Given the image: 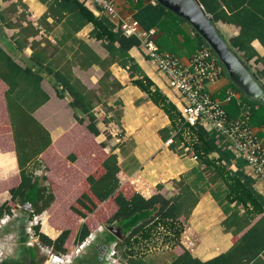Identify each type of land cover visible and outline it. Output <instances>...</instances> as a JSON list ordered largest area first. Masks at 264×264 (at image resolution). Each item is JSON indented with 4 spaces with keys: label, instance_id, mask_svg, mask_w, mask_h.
<instances>
[{
    "label": "trees",
    "instance_id": "1",
    "mask_svg": "<svg viewBox=\"0 0 264 264\" xmlns=\"http://www.w3.org/2000/svg\"><path fill=\"white\" fill-rule=\"evenodd\" d=\"M39 1L48 9L40 20V24H44L47 30L63 24L62 40L57 42V45L68 42V46L66 44L64 47L52 45L51 41L44 37L37 40L40 29L27 20V6L22 0L12 2L4 9L0 7V38H4L3 26L17 29L13 39L15 46L7 49L10 51L16 49V54L23 52L26 47L32 50L27 60L28 64L23 67L0 46V80L7 86L6 108L20 176L19 184L9 190L10 200L0 205V217L17 204L25 205L26 203L30 204L34 214H41L54 200L52 188L43 185L40 177L34 175L33 170L29 168L32 164L39 162L38 156L51 144L49 132L33 116L34 111L49 99L48 94L40 87L42 80L40 70L52 76L61 86L57 93L58 97L64 98L66 94H69L71 97L69 104L74 110L76 121L83 123L86 118L88 130L98 135L100 131L94 109L122 87L110 70L113 64H117L128 70L132 84L145 92L148 98L170 119V127L159 131L162 139L171 138L169 139L170 148L180 154H183L185 147H189L200 166H205L207 170L214 173L212 180H218L221 183L220 186L210 189V193L225 214L221 225L225 232L232 234V246L226 252L207 261L194 257L190 251L182 247V253L173 255L170 264H264V196L255 190L254 179L243 171L245 161L235 159L233 153L217 139L214 132H208L199 125L191 126L183 119L176 105L131 57L129 51L140 45V39L124 35L107 15L96 16L79 0ZM199 1L205 11L214 17L215 22L235 21L231 16L225 15L218 0ZM245 11L249 13V10ZM12 16H15V21L12 20ZM132 16L142 29L146 31L157 29L163 32L158 40L160 49L169 50L168 52L176 56L177 54L173 53L167 45L172 44L168 36L183 35L185 47L193 53L203 45H208L196 32L194 37L187 36L180 26L185 21L157 2L152 4L151 0H147L146 3L144 0H136V11ZM48 17L53 19L52 24L47 23ZM262 20L260 18L258 23H262ZM23 22L26 24L24 25ZM89 24L92 26L89 36L101 42L107 51L105 58L100 57L84 40L76 37V34ZM248 28L249 24L241 23L240 34L230 40L231 47L236 49L237 54L242 53L241 56L246 64L251 58L257 56L256 61L263 65L257 74L264 79V56L259 57L251 46L253 36H246L245 30ZM259 40L264 46V37H260ZM67 54L70 55L68 58ZM92 65H97L102 70L97 90L87 88L73 73L75 66L86 69ZM248 67L251 71L249 65ZM229 86L244 97L241 101L246 102L249 107L251 125H264V104L250 101L231 82ZM224 99L225 95L220 100ZM225 109L230 118L238 117L241 112L236 99L226 104ZM186 136H189V141L186 140ZM104 145L103 143L102 146ZM214 152L218 156L209 157ZM5 157L3 165L0 164L8 176L5 184H14L16 180L13 178L15 177L13 158L11 154ZM234 160L238 168L231 171L230 166ZM103 168L105 172L102 176L87 177L89 189L76 200V206L71 207L82 218L95 212L94 221L86 220L81 224L76 240H83L98 228L100 223L115 225L118 231L113 230L109 233L106 242H117V245L122 248L121 257L126 259L127 264H152L144 254L138 253L135 245L150 242L157 233L161 235L160 228H163L165 233L163 243L173 242L181 246L179 240L184 230L183 221L188 219L199 201L200 194L204 193L209 186L202 169L193 171L197 173V180L193 186L185 182L183 178L174 181L177 193L173 197L165 198L157 193L146 199L139 193L126 198L119 191V181L116 177L118 169L113 154L105 159ZM41 179H46V176ZM198 183H203V186H199ZM92 194L97 201L92 198ZM109 198H113L116 210L111 214L108 213V207L96 211L100 202ZM181 217L184 219L181 220ZM43 229L46 233L54 234L45 223H43ZM34 231L41 244L52 247L55 252L66 251L64 245L69 235L68 230H64L56 240L44 235L40 231L39 224L34 226ZM27 249L32 263L40 264L35 261L34 248ZM95 259L97 261V257Z\"/></svg>",
    "mask_w": 264,
    "mask_h": 264
},
{
    "label": "crops",
    "instance_id": "2",
    "mask_svg": "<svg viewBox=\"0 0 264 264\" xmlns=\"http://www.w3.org/2000/svg\"><path fill=\"white\" fill-rule=\"evenodd\" d=\"M15 1L17 0H0V7L4 9ZM79 1L96 16L102 15H97L93 6L86 5L81 0ZM152 1V4H156ZM218 1L221 3L225 15L231 16L235 20L230 22L218 20L215 22L227 44L231 47L230 40L240 34L241 23L246 22L249 24V28L245 30L246 36H253L251 46L259 57H263L264 46L259 39L264 37V0ZM22 2L27 6V20L40 29V35L36 39L39 40L44 37L49 39L52 45H57V42L62 40L63 24H58L47 30L44 24H40V20L48 10L47 6L39 0H22ZM144 2L146 3L147 0H144ZM117 4L120 12L124 15H133L136 11V0H117ZM18 9L20 11L21 8L19 7ZM246 9L249 10V13L245 11ZM260 18L263 19V24L258 23ZM15 19V16H12V20L15 21ZM52 22L53 19L48 17L47 23L52 24ZM23 23L24 25L26 24L25 22ZM180 26L187 36L194 37L195 31L189 24L184 22ZM91 29L92 26L90 24L86 25L76 34V37L84 40L100 57L105 58L107 51L101 42L89 36ZM154 30L155 41L159 45L158 40L163 35V32L157 29ZM16 33L17 29L3 26L4 38H0V46L19 65L24 67L25 64H28L27 60L31 56V48L26 47L23 52H18L17 54L16 49L13 51L7 49L15 46L13 39ZM168 37L172 43L167 44L169 45L168 47L184 63H187L193 51L185 47V37L180 34ZM65 44L68 46V42ZM65 44L57 46L64 47ZM233 49L236 51L235 48ZM162 51L168 52L169 50L163 48ZM129 52L147 76L180 111L179 94L168 86L165 76L155 68L154 63L143 54L139 46L131 48ZM238 55L244 61L241 56L242 53L240 52ZM68 56L70 55L67 54V58ZM256 60L257 56L251 58L247 64L250 66L251 72L264 83V79L257 74L263 68V65ZM110 70L113 77L121 83L122 87L101 103L105 102L104 105L112 110L108 109L106 113L101 104L94 109L96 115H104L110 118V123L108 124V130L111 134L110 138H107L102 132L100 128L102 123L100 122H97V127L100 131L98 135L88 130L86 118L83 123L77 122L74 110L69 104L71 101L69 94H66L64 98L58 97L57 93L61 86L52 76L40 70L42 75L40 87L48 94L49 99L34 111L33 116L49 132L51 144L38 156V163L45 165L46 180L54 194V200L51 205L40 215L44 218L43 223L50 227L54 234L46 233L43 226H40V231L48 238L56 240L64 230H68L69 235L64 247L68 252L72 250L77 243L76 237L81 224L86 220L94 221L95 212L87 214L86 218H82L71 207L76 206V200L89 189L87 177L89 175L95 178L102 176L105 172L103 162L109 155L113 154L118 169L116 177L119 181V191L126 198H129L134 193H139L146 199L157 193H160L165 198H171L177 193L174 181H179L183 178L185 182L193 186L197 180V173L193 171H201L202 169L209 186L204 193L200 194L199 201L188 219L183 221L184 230L180 235L179 243L181 246H178L180 250L177 254L182 253L183 247L190 251L194 257L207 261L226 252L233 244V236L231 233L224 231L221 222L225 219V214L210 193V189L220 186L221 183L218 180H212L214 173L207 170L205 166H200L199 161L193 157L189 147H185L183 154H180L170 148L169 139L171 138L162 139L159 131L169 128L171 121L164 111L148 98L145 92L132 84L128 70L117 64H113ZM73 73L87 88L98 89L102 70L97 65H92L86 69L75 66L73 67ZM230 82L228 74L225 72L218 81L207 85V91L212 97L221 99L226 94L227 89L230 88ZM6 89V84L0 80V164L3 165L6 155H12L15 172V177L13 178H15L16 182L10 185L5 184L8 176L4 167H0V205L10 200L9 190L16 187L20 182L13 133L6 108ZM239 99L244 100L241 93ZM228 103L225 102L224 106ZM263 126L252 125V128L264 143ZM119 132L120 139L117 141L114 133ZM186 140H190L189 136H186ZM103 143L105 144L104 146H102ZM217 156L216 152L209 155V157ZM237 168L238 166L234 160L230 170L235 171ZM243 171L249 175L246 163ZM37 176L40 177V175ZM198 184L203 186V183ZM4 185L7 186L4 187ZM64 185H67V187L61 191L62 187H65ZM253 186L258 193L264 196V180L254 179ZM92 198L97 201L93 194ZM112 199L109 198L104 202H100L96 211H101L108 207V213H113L116 210V205ZM21 217L23 219L24 215ZM21 217L18 219H21ZM183 219L181 217V220ZM100 228L102 231L99 230ZM98 230L99 237L92 245L91 251L97 253V261H100L98 255L101 245L106 242V237L109 233H112L113 230L118 231V228L115 225L98 224ZM0 240L5 242L2 250L7 255L5 258H0V264H33L27 249L28 245L22 235H15L13 231L7 230L6 232L3 230L0 233ZM17 240L19 241L17 242ZM10 252H12V255H10ZM35 253V261L41 263L40 251L37 252L35 250ZM77 261V264H83L85 259L80 257Z\"/></svg>",
    "mask_w": 264,
    "mask_h": 264
},
{
    "label": "built area",
    "instance_id": "3",
    "mask_svg": "<svg viewBox=\"0 0 264 264\" xmlns=\"http://www.w3.org/2000/svg\"><path fill=\"white\" fill-rule=\"evenodd\" d=\"M81 1L86 5L93 6L97 15H107L124 35L140 39V50L165 76L168 86L179 94L183 119L191 126L199 125L208 132H214L217 139L233 153L236 159L245 161L247 173L253 179L264 180V143L252 128L250 110L246 102L239 99L240 92L228 88L225 99L220 100L212 97L207 91V85L218 81L226 72L224 65L209 45H203L197 49L189 61L184 63L176 55L160 50L155 41V30L146 31L132 15L122 14L118 8L117 0ZM152 2L156 3L155 0ZM232 99H236L241 108V112L236 118H230L224 106L225 102L228 103ZM96 116L98 117V115ZM119 135L120 132L114 133L117 141L120 139ZM17 208L25 209L29 214L27 232L34 235L40 249H45L47 252V258L42 264H73L75 259L82 257L84 251L90 249L98 240L99 230L95 229L83 240L77 241L71 251L53 252L52 247L41 244L35 231L31 232L35 225L43 223L41 215L34 214L30 204L28 209L17 204L5 212L0 217V233L22 215L17 211ZM30 214L32 215L30 216ZM18 226L14 227L15 232L20 231ZM160 229L163 230V228ZM4 243L0 240V258L7 256L2 250ZM26 244L33 246L30 242H26ZM106 246L102 258L106 257L108 264H115L117 243L110 242ZM165 246L167 247V245Z\"/></svg>",
    "mask_w": 264,
    "mask_h": 264
},
{
    "label": "water",
    "instance_id": "4",
    "mask_svg": "<svg viewBox=\"0 0 264 264\" xmlns=\"http://www.w3.org/2000/svg\"><path fill=\"white\" fill-rule=\"evenodd\" d=\"M183 19L200 35L224 65L229 80L250 101L264 104V83L230 47L218 30L214 17L207 13L199 0H156ZM24 208L29 207L26 203ZM107 246L100 247L99 258Z\"/></svg>",
    "mask_w": 264,
    "mask_h": 264
},
{
    "label": "rangeland",
    "instance_id": "5",
    "mask_svg": "<svg viewBox=\"0 0 264 264\" xmlns=\"http://www.w3.org/2000/svg\"><path fill=\"white\" fill-rule=\"evenodd\" d=\"M105 102H103V104H101V107L104 109V111L107 113L108 111V106H105L104 105ZM107 110V111H106ZM110 117H114V116H110ZM110 119L109 117L107 116H104V115H100L97 117V122H100L102 123V125L100 124V128L102 130V132L104 133V135L107 137V138H110L111 137V134L109 132V123L110 121L108 120ZM88 122V121H87ZM112 122V121H111ZM45 165L43 163H34L32 164L31 166V169L33 170L34 175H40V177H44L46 173V167H44ZM47 178V177H46ZM41 180V183L43 185H45L46 187H49L50 184L47 182L46 179H40ZM65 187H62L61 191H63L67 185H64ZM51 189V186L49 187ZM17 211L20 212L23 216L24 215V218L22 219H17L15 221H13L6 229L5 231L7 232L8 231H13L15 233V235H22L24 237V240L26 242H30L33 244L34 246V249L38 252L40 251L41 253V258H42V263L45 261V259L47 258V252H45V249H40L39 245H37V242L38 240H35V236L34 235H31V234H28L27 232V227H28V224H29V214L26 212L25 209H18L17 208ZM59 213V212H58ZM27 217V218H26ZM44 221V218H42V223ZM33 223V222H32ZM68 224V223H66ZM100 224H104V225H107L105 223H100ZM16 225H20V231H14V227ZM39 225L42 227L43 225H41L39 223ZM98 229V228H97ZM100 231H102V229L100 228L99 229ZM34 229H32L31 232H33ZM161 231V235H159L157 233L156 237H153V239L146 243V242H142L141 244H138V245H135V247L137 248L136 250L138 251V253L140 254H144L146 256L147 259H149L152 264H170V261L173 257V255L177 254V252H179V247L177 244H173V242H169L167 244L163 243V235H165L164 231L161 229L159 230ZM19 240H17L18 242ZM117 243V242H116ZM167 245V247L165 245ZM166 247V248H164ZM91 248L92 246L90 247V249L88 248L87 251H84L85 253L82 255V257L85 259V262L83 264H108L107 262V259L106 257L105 258H102V255L100 256V261H95L94 259L97 257V253L95 251H91ZM50 249V248H49ZM116 250H117V254H116V258H117V261L115 262V264H127L126 262V259H123L121 257V252H122V248H120L118 245L116 246ZM53 252H55L53 250ZM65 252H68L65 251ZM65 252H62V253H65ZM92 252V254H91ZM87 253V254H86ZM90 253V254H89ZM89 256V257H88ZM86 257V258H85ZM79 259V258H78ZM77 259V260H78ZM74 261L73 264H77L78 261Z\"/></svg>",
    "mask_w": 264,
    "mask_h": 264
},
{
    "label": "flooded vegetation",
    "instance_id": "6",
    "mask_svg": "<svg viewBox=\"0 0 264 264\" xmlns=\"http://www.w3.org/2000/svg\"><path fill=\"white\" fill-rule=\"evenodd\" d=\"M18 227H19V230H20V225H19ZM106 243H107V242H105L103 245H101V247L104 246V245H107ZM28 247H32V248H34V246H28ZM34 251H35V249H34ZM99 253H100V250H99ZM102 254H103V253H102ZM39 263H40V262H39ZM41 263H42V261H41ZM41 263H40V264H41Z\"/></svg>",
    "mask_w": 264,
    "mask_h": 264
},
{
    "label": "clouds",
    "instance_id": "7",
    "mask_svg": "<svg viewBox=\"0 0 264 264\" xmlns=\"http://www.w3.org/2000/svg\"><path fill=\"white\" fill-rule=\"evenodd\" d=\"M109 244V243H108Z\"/></svg>",
    "mask_w": 264,
    "mask_h": 264
}]
</instances>
